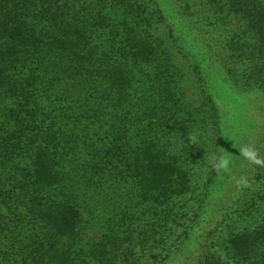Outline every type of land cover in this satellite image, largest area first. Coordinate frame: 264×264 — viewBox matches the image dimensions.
<instances>
[{"label":"rangeland","instance_id":"rangeland-1","mask_svg":"<svg viewBox=\"0 0 264 264\" xmlns=\"http://www.w3.org/2000/svg\"><path fill=\"white\" fill-rule=\"evenodd\" d=\"M142 5L148 8L140 15L143 19L151 20L157 7L176 19L178 28L169 23L183 50L159 20L137 32L148 31L164 41L171 61L167 78L186 113L175 111L171 120L150 116L146 105L152 95L141 101L142 110L130 109L120 122L117 111L109 115L103 105L99 110L98 81L84 76L65 80L66 62L46 54L34 72L26 71L31 76L29 97L47 122L38 133L39 143L56 151L64 176L45 195L79 210L80 259L105 247L111 264H169L174 256L182 257L179 264H233L227 251L230 238L255 231L264 221V166L248 163L238 151L240 144L252 142L264 156V89L248 92L227 71L243 69L240 53L231 58V46L242 37L244 23L227 12V21H221L206 0H142ZM91 17L98 18L87 10L82 20L87 23ZM193 66L203 69L205 80ZM190 114L195 118L181 124ZM193 136L200 144L191 143ZM148 141L187 174L189 190L168 207L141 197L143 188L131 167L137 148ZM219 152L231 156L228 174H217L207 163ZM3 171L8 187L6 197H0V255L3 264H23L19 241L41 242L50 230L31 213L29 197L16 188L19 168L11 164ZM240 176L247 178L246 186L235 183ZM259 251L264 257V248Z\"/></svg>","mask_w":264,"mask_h":264},{"label":"trees","instance_id":"trees-1","mask_svg":"<svg viewBox=\"0 0 264 264\" xmlns=\"http://www.w3.org/2000/svg\"><path fill=\"white\" fill-rule=\"evenodd\" d=\"M206 1L221 21H227V12L244 23L242 37L231 46V58L240 53L237 59L244 63L243 69L227 71L229 76L232 72L237 75L236 85L243 83V89L258 93L264 89V0ZM157 8L150 13L151 20H159L169 39L183 50L184 43L170 26L172 23L178 28L176 19ZM87 10L98 18L91 17L84 23L82 17ZM147 10L142 0H0V197H6L8 187L3 166L7 170L13 164L20 172L16 180L13 178L16 188L29 197L31 213L50 230L41 242L33 240L27 245L29 238L19 241L23 264H111L105 247L90 251L88 259H80L84 253L80 247L79 210L45 195L61 185L64 176L54 159L56 151L47 142L39 143L38 133L47 122L29 97L31 76L26 71L34 72L49 54L66 62L65 80L84 76L98 81L99 110L103 111V105L109 115L117 111L118 121L130 109L142 110L141 101L152 95L151 104L146 105L150 116L176 119L175 113H186V108L167 78L171 61L164 41L153 38L148 31L137 32L143 25L151 28L150 18L148 21L140 16ZM194 69L200 80H205L203 69ZM214 116L219 120L218 112ZM191 118L195 117L190 114L181 124L189 123ZM135 154L131 167L143 188L144 200L168 207L176 197L187 193V174L176 162L163 157L157 143L144 142ZM260 247L264 248V221L255 231L234 234L228 243V257L233 264H264Z\"/></svg>","mask_w":264,"mask_h":264},{"label":"clouds","instance_id":"clouds-1","mask_svg":"<svg viewBox=\"0 0 264 264\" xmlns=\"http://www.w3.org/2000/svg\"><path fill=\"white\" fill-rule=\"evenodd\" d=\"M191 143L193 145H198L200 144V141L197 137L193 136L191 138ZM238 151L239 156L248 163L256 166H264V156L260 154L252 142L240 144ZM207 163L217 174H228L232 168L231 156L226 155L224 152L212 153L209 156ZM234 181L238 186L247 185V178L244 176L234 177ZM181 259L182 257L180 256H174L169 264H179Z\"/></svg>","mask_w":264,"mask_h":264}]
</instances>
